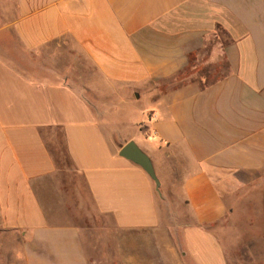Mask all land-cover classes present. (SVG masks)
I'll return each mask as SVG.
<instances>
[{
    "label": "crops",
    "instance_id": "1",
    "mask_svg": "<svg viewBox=\"0 0 264 264\" xmlns=\"http://www.w3.org/2000/svg\"><path fill=\"white\" fill-rule=\"evenodd\" d=\"M201 56L225 72L169 85ZM263 182L264 0H0V231L21 262L231 264L217 229ZM100 219L114 259L87 253Z\"/></svg>",
    "mask_w": 264,
    "mask_h": 264
},
{
    "label": "rangeland",
    "instance_id": "2",
    "mask_svg": "<svg viewBox=\"0 0 264 264\" xmlns=\"http://www.w3.org/2000/svg\"><path fill=\"white\" fill-rule=\"evenodd\" d=\"M209 62L210 59L204 56L198 57V59L193 57L186 73L171 80L169 85L171 84L170 86L173 87L190 81H200L204 85L212 83L225 70L224 68L220 69L217 64ZM49 143L57 160L61 159L66 163L62 144L55 147L50 140ZM158 197L159 202L160 199H164L162 191L161 196ZM236 200L233 208L234 216L223 225V228L217 229V232L229 250L231 264H264V182L261 187L243 191ZM176 201L178 199L173 198L169 212H184L185 207L176 205ZM160 208L162 213L166 209L162 203ZM87 225L92 228L84 237L89 256L95 260H106V256L109 255L114 259L111 237L98 230L105 227L102 220L87 223ZM20 245L21 238L19 236L0 231V264H24L18 259L17 251Z\"/></svg>",
    "mask_w": 264,
    "mask_h": 264
},
{
    "label": "water",
    "instance_id": "3",
    "mask_svg": "<svg viewBox=\"0 0 264 264\" xmlns=\"http://www.w3.org/2000/svg\"><path fill=\"white\" fill-rule=\"evenodd\" d=\"M120 156L140 166L154 181L156 190L161 196V182L155 172L153 163L135 142H130L124 146L120 151Z\"/></svg>",
    "mask_w": 264,
    "mask_h": 264
},
{
    "label": "trees",
    "instance_id": "4",
    "mask_svg": "<svg viewBox=\"0 0 264 264\" xmlns=\"http://www.w3.org/2000/svg\"><path fill=\"white\" fill-rule=\"evenodd\" d=\"M191 62H192V58H191L190 64H191ZM186 71H187V69H186L185 71H183L181 74H179V75L177 76V78L180 77V75L186 73Z\"/></svg>",
    "mask_w": 264,
    "mask_h": 264
}]
</instances>
